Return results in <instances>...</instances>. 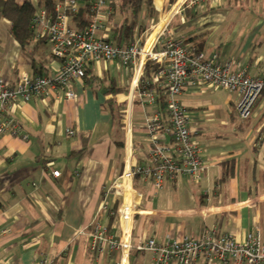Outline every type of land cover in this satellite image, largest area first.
<instances>
[{
    "label": "crops",
    "instance_id": "0c3cea01",
    "mask_svg": "<svg viewBox=\"0 0 264 264\" xmlns=\"http://www.w3.org/2000/svg\"><path fill=\"white\" fill-rule=\"evenodd\" d=\"M13 1L21 4L27 0ZM28 1L34 8L35 36L44 38L38 36L42 26L33 23L35 14L45 10L55 17V8L64 5L65 0H54L51 9L41 0ZM248 1L262 2L264 12V0H199L194 5L179 6V10L169 16L167 29L189 52L192 45L189 39L201 36L204 43L200 52L214 62H230L235 69L244 68L250 75L262 76L264 73L256 69L259 61L254 62L257 53L253 55L252 51L244 49L245 46L240 47L239 41L227 43L211 32L213 23L210 21L221 20L227 8H244ZM109 2L93 0L89 9L92 12L90 22L97 21L99 25L95 35L111 40L112 28L123 18ZM75 3L76 10L61 11L69 26L81 29L70 17L71 12L78 11L79 4L76 0ZM152 5L153 12L143 7L137 13V26L144 29L135 32L131 43L146 39L151 29L179 4L178 0H152ZM117 14L119 18L116 19ZM127 18L131 19L129 12ZM10 28L9 18L1 16L0 77L14 83L21 73L34 74V68L31 57L12 36ZM211 34L215 37L211 38ZM163 41L164 38H160L155 48L161 49ZM48 45L51 49L49 42ZM58 65L55 57L47 73L53 72ZM86 67L91 70L95 82L85 83L83 78L75 80L72 99L56 90L45 96H33L28 101L17 100L11 105V111L7 108L20 129L0 134V229L9 228L7 233L0 235V263L153 264V253L148 250L134 249L124 261L122 253L107 244L103 251L94 248L92 236L97 226L104 227L106 236L127 235L133 245L148 238L163 242L169 237L180 239L210 231L231 232L241 238L254 228L259 229L264 239L263 96L255 102L250 116L242 119L235 111L239 95L229 91L231 94L227 95L226 102L231 108L232 128L221 135L208 125H202L195 108L187 107L183 101L187 94L193 96L204 88L214 87L202 84L185 90L179 99L189 110L190 128L195 131L193 139L202 148L205 169L196 181L203 180L205 192L191 197L186 205H180L179 197L174 194L166 199H158L157 194L164 186L177 187L180 178L189 176L166 178L162 187L156 189L150 176L137 174L131 179L130 195L140 212L124 226L114 210L118 206L119 191L125 192L120 175L125 168L127 150L132 151L133 163L146 166L150 143L143 124L146 116L160 107L157 102L134 101L135 132L127 148L123 120L112 119L106 100L113 98L119 110L121 105H128L133 71L124 68L118 60L102 58L88 61ZM68 129H73L74 134L68 135ZM55 170L59 171L57 176L53 174ZM212 182V194H209L207 189ZM166 264L176 262L169 260ZM192 264L221 263L200 254Z\"/></svg>",
    "mask_w": 264,
    "mask_h": 264
},
{
    "label": "built area",
    "instance_id": "2783aa9c",
    "mask_svg": "<svg viewBox=\"0 0 264 264\" xmlns=\"http://www.w3.org/2000/svg\"><path fill=\"white\" fill-rule=\"evenodd\" d=\"M198 1L178 0L179 5L151 29L146 39L125 46L97 37V21H92L81 29L69 26L62 11L66 8L76 10L75 0H65L64 5H58L55 17L40 10L35 14L33 23L42 26L38 36L50 43V50L59 60V65L51 73H21L14 83L0 77V134L20 129L19 123L14 121L7 109L10 107L11 111V105L17 100L28 101L33 96H45L56 90L65 98L72 99L75 96L73 82L82 79L88 61L101 58L118 60L124 68H130L134 75L129 84L128 105L121 113L127 148L135 132L132 120L134 101L157 104L158 94L155 88L159 87L165 94L166 107L164 113L155 107L144 120V131L150 143L146 166L133 163L132 151L127 150L125 168L120 175L125 192L119 191L118 206L114 210L116 217L122 220L124 226H128L129 221L140 212L130 195V182L137 174L150 176L156 189L162 187L166 178L189 176L198 180L205 169L202 148L193 139L195 131L190 128L189 110L181 103L180 95L189 87L202 84L236 92L239 100L235 111L242 119L250 116L255 102L261 96L264 98V75H250L244 68H233L230 62L216 63L203 52L190 53L168 31L169 16L178 11L179 6L194 5ZM160 38H164L162 48L156 49ZM149 61L157 64L156 70L151 71L150 78L146 75V64ZM67 134L73 135V129H68ZM53 174L57 176L59 171L55 170ZM8 231L9 228L0 229V235ZM104 231L103 226L96 227L92 236L93 247L103 251L107 244L111 249L119 250L124 261L127 254L135 249L151 251L154 256L153 264H166L169 260H174L176 264H192L200 254L215 258L221 264L264 262V239L258 228L248 231L241 238H236L231 232L210 231L200 236H183L180 239L169 237L163 242L148 238L134 245L129 242L127 235L114 238L106 236ZM35 264L44 263L38 261Z\"/></svg>",
    "mask_w": 264,
    "mask_h": 264
},
{
    "label": "rangeland",
    "instance_id": "374dc122",
    "mask_svg": "<svg viewBox=\"0 0 264 264\" xmlns=\"http://www.w3.org/2000/svg\"><path fill=\"white\" fill-rule=\"evenodd\" d=\"M226 10L228 12H226V15H223L221 20L215 19L210 21L213 23V30L211 32L215 33L216 36L219 35L227 43L230 40L231 44L239 41L241 43L240 47L245 46L244 49L252 51L253 55L257 53L254 62L259 61L260 65L256 69L264 73V12L262 11V2L261 4H256L255 2L248 1V4L247 2L245 3L244 8L235 6ZM118 14L115 16L116 19L119 18ZM189 19H192V17ZM214 37L215 35L211 34V38ZM256 69H252V71H256ZM229 94L231 93L224 88L207 87V89L200 90L196 95H185L183 101L187 107L195 108L199 120L202 121V125H208L210 129L218 131L217 133L222 135L223 133L230 132L232 128L230 118L231 108L226 102L227 95ZM121 106L120 109L124 111L125 107ZM205 112H212L213 114L206 115ZM120 115L121 113L119 112L118 121L120 120ZM13 119L16 121L14 117ZM224 121H227V124H224ZM119 153L120 158H122L121 149H119ZM202 182V179L192 181L190 178H180L177 187L171 185L169 187L164 186L157 194L158 199H166L171 194H174L179 197L180 205H186L191 197H198L205 192V186H202ZM212 186L213 182L209 186V189H207L209 190V194H212ZM166 188L169 189L166 190Z\"/></svg>",
    "mask_w": 264,
    "mask_h": 264
},
{
    "label": "trees",
    "instance_id": "16d2710c",
    "mask_svg": "<svg viewBox=\"0 0 264 264\" xmlns=\"http://www.w3.org/2000/svg\"><path fill=\"white\" fill-rule=\"evenodd\" d=\"M44 5L51 9L54 4V0H41ZM79 4L78 11L70 13V17L78 28L85 27L90 21L92 12L90 11V3L93 0H76ZM111 7L118 9V12L122 15V22L112 28L111 41L113 44L128 45L134 40L135 32L143 31V26H137V13L143 7L149 12H153L154 8L152 0H110ZM112 8V9H113ZM34 8L30 1L17 4L13 0H0V17L5 15L11 22L10 32L12 36L19 43L20 47L26 51L31 57V64L34 68V74H46L50 69L49 64L51 60H54V55L49 49L48 41L44 38H37L35 36L34 29L32 27V14ZM128 12L131 14V19L127 18ZM111 15V14H110ZM109 15V16H110ZM108 40V39H107ZM192 42L190 47V53H197L202 50L203 39L201 36H196L189 39ZM157 64L149 61L146 64L147 74H151V71H155ZM86 67L84 76L85 83L92 81L95 82L91 70ZM46 72V73H45ZM152 87V86H151ZM158 99L157 102L160 107V111L164 113L166 107L165 94L162 93L161 88L157 87ZM106 104L111 113L112 119L115 121L119 116V110L114 104L113 98L106 100ZM120 119H122L120 115Z\"/></svg>",
    "mask_w": 264,
    "mask_h": 264
},
{
    "label": "bare ground",
    "instance_id": "6f19581e",
    "mask_svg": "<svg viewBox=\"0 0 264 264\" xmlns=\"http://www.w3.org/2000/svg\"><path fill=\"white\" fill-rule=\"evenodd\" d=\"M205 210H208L207 208H204ZM210 210H213V208H210Z\"/></svg>",
    "mask_w": 264,
    "mask_h": 264
}]
</instances>
